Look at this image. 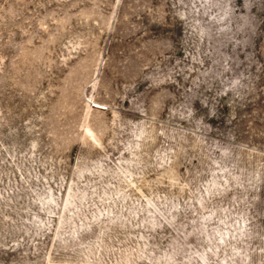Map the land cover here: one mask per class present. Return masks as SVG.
<instances>
[{"label": "rangeland", "instance_id": "374dc122", "mask_svg": "<svg viewBox=\"0 0 264 264\" xmlns=\"http://www.w3.org/2000/svg\"><path fill=\"white\" fill-rule=\"evenodd\" d=\"M0 264H264V0H0Z\"/></svg>", "mask_w": 264, "mask_h": 264}]
</instances>
